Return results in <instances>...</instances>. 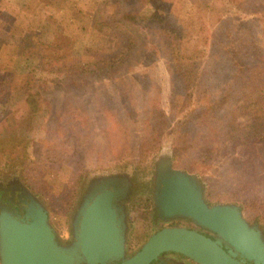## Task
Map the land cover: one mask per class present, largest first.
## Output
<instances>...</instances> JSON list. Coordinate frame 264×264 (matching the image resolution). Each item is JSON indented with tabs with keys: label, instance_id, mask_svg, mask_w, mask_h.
<instances>
[{
	"label": "rangeland",
	"instance_id": "rangeland-1",
	"mask_svg": "<svg viewBox=\"0 0 264 264\" xmlns=\"http://www.w3.org/2000/svg\"><path fill=\"white\" fill-rule=\"evenodd\" d=\"M85 1L86 9L92 0ZM98 1L97 14L101 15L106 0ZM58 2L31 0L26 5L24 0H10L13 9L24 7L28 12H42L41 18L52 12L57 17L60 23L44 22L41 28L38 39L43 43L40 47L43 53L68 55L67 63L74 65L115 55L123 47L122 37L108 38L90 23L83 29L77 23L68 25L72 9H66L60 16ZM164 2L183 26L188 43L205 51L203 65L207 72L203 83L208 86L207 95L205 90L197 92L181 111H172V94L179 79L171 70L173 65L163 41L146 28H134L138 47L130 68L110 76L84 74L64 80L57 72L35 71V60L19 59L16 61L19 71L0 76V123L7 116L22 118L26 113L23 101L8 102L18 85L38 76L52 79L49 85L55 88L51 91L44 84L41 86L52 103V112L33 132L37 147L45 144L42 151L50 158L44 165L15 166L7 165L0 153V178L9 173L19 174L47 202L55 219L60 220L78 182L91 170L130 168L144 172L153 167L164 150L172 154L175 167L201 176L208 200L241 205L247 220L256 219L264 225V143L257 150H250L241 137H220V130L210 127H215L212 122L198 125L191 134L183 132V122L198 104H207V96L222 100L226 90L231 97L223 101V112L230 115L235 110L238 121L241 120L238 111L245 91L238 92L243 74L240 68L243 64L245 69L252 68L264 59V16L248 10L256 9L251 0L246 2L247 9L234 8V3L221 5L227 15L220 22L217 11L204 17L193 0ZM263 3L257 1L261 10ZM2 17L5 22L1 25L12 28L13 18L7 13ZM74 17L81 23L85 19L78 9H74ZM63 27L68 34L63 33ZM8 32L1 28L0 37L4 38ZM68 42L72 44L65 49L55 46L65 47ZM86 47L90 50L85 51ZM92 49L99 51L90 52ZM85 55L88 57L84 58ZM73 78L76 86L69 84Z\"/></svg>",
	"mask_w": 264,
	"mask_h": 264
},
{
	"label": "trees",
	"instance_id": "trees-1",
	"mask_svg": "<svg viewBox=\"0 0 264 264\" xmlns=\"http://www.w3.org/2000/svg\"><path fill=\"white\" fill-rule=\"evenodd\" d=\"M58 1L60 5L57 7L59 8L57 13L60 16L64 14L66 9H72L67 20L68 25L77 23L78 27L83 29L88 27L90 23L91 27L108 38L122 37L124 41L118 40L122 42L123 47L115 55H107L95 60H85L79 64L69 65L66 61L69 59L68 55H48L40 50L43 43L38 38L43 23L59 22L54 13L51 12L49 16L41 18L42 12H28L24 7L11 8L10 10L15 16L14 23L4 39L0 37V40H3L2 45H0V76L7 72L19 71L16 61L22 60V58L26 59V62L35 60V71L57 72L60 73L59 76H63L64 80H67L68 77H78L84 74L114 75L129 67L133 56H136L138 47V37L134 32L136 27L155 32L165 45L167 56L173 65L171 70L179 79V85L176 86L172 94L173 112L181 111L195 93L205 90L204 93L207 95L208 86L203 83L207 72V68L203 65L206 56L205 51L188 43L183 26L167 9L164 0H106L105 9L101 15L97 14L98 0L89 2L86 9L85 0ZM257 1L251 0L256 9L248 10L252 14L264 16V3L261 10ZM261 1L264 2V0ZM246 2L247 0H193L195 8L204 17L217 11V21L219 22L227 15L226 10L221 5L234 3V8L247 9ZM5 8H7L6 3L0 0V15ZM74 9H78L85 15L82 23L75 19ZM63 28L65 29V27ZM63 33L68 34L66 29ZM69 44L72 43L68 42L65 47L58 44L55 46L59 49H65ZM86 49L88 48L86 47L85 51ZM97 51L99 49H92L90 52ZM87 57V55L84 56V58ZM245 67L246 65L243 64V67L240 68V72L243 74H240L238 84L240 86L238 92L245 91L242 97L244 98L242 107L238 111L241 120L238 121L235 110L231 111L230 115L223 112V104L231 97L230 94L225 93L226 90L222 100L217 101L215 98L207 96L205 98L207 104H198L193 113L187 116L189 118L183 122V132L191 134L196 131L198 125H210L209 123L212 122L215 127L212 125L210 127L220 130L218 131L220 137H241L250 147V150H257L258 146L264 143V59L257 61L252 68L245 69ZM50 81L52 79L38 76L30 82L18 85L12 91L8 102L23 101L27 110L22 118L7 116L0 123V153L6 159L7 165L27 166L36 163L44 165L50 158L45 156L42 151V147L46 148V145L37 147L38 143L33 137L34 130L52 112V103L41 90L43 84L50 91L54 89L55 87L49 85ZM69 84L76 86V79L70 80ZM182 102L183 104H181ZM161 119L162 117L160 122ZM116 123L122 125L120 121H116ZM121 133L126 134L124 131Z\"/></svg>",
	"mask_w": 264,
	"mask_h": 264
},
{
	"label": "water",
	"instance_id": "water-1",
	"mask_svg": "<svg viewBox=\"0 0 264 264\" xmlns=\"http://www.w3.org/2000/svg\"><path fill=\"white\" fill-rule=\"evenodd\" d=\"M197 184L195 175L172 169L170 162L165 167L160 165L155 201L161 217L192 218L228 244L198 230L167 227L153 233L132 257L124 259L122 239L115 233L116 196L102 193L89 196L78 211L77 218L82 220L76 247L61 246L48 223V212L37 195L30 192L33 204L26 209L27 222L22 226L14 221V225L6 224L10 215L0 213V264H79V259L87 264H108L122 258L121 264H150L164 252L179 253L198 264H245V258L264 264L262 232L249 224L242 206H209Z\"/></svg>",
	"mask_w": 264,
	"mask_h": 264
},
{
	"label": "flooded vegetation",
	"instance_id": "flooded-vegetation-1",
	"mask_svg": "<svg viewBox=\"0 0 264 264\" xmlns=\"http://www.w3.org/2000/svg\"><path fill=\"white\" fill-rule=\"evenodd\" d=\"M168 162L171 163L172 169H180L175 167L172 154L163 150L156 157L153 167L144 172L137 173L130 168L91 170L78 182L73 197L66 204L60 220L55 219L47 202L28 186L19 174L9 173L8 176L0 178V213L5 212V214L10 215L6 224L14 225V222H17V226H22L21 224L27 222L26 209L33 204V199L31 200L28 197L29 193H36L39 202L43 204V208L48 212V223L55 232L57 242L66 247H76L78 243L77 233L80 231L82 220V217L77 218L79 209L89 196L108 193V196L110 194L116 196L113 203V209L117 214L115 233L122 239L124 259L132 257L153 233L167 227H185L198 230L213 239H221L223 243L228 244L216 232L199 226L192 218L177 216L165 220L161 217L155 201L156 178L160 165L165 167ZM183 171L196 176L198 189L201 190L207 205L219 204L208 200L206 197V184L199 174L188 170ZM248 222L257 230L260 229L264 238V225H261L260 221L256 219L248 220ZM229 248H233V246L229 245ZM123 258L108 264H121ZM237 258L241 259V255H238ZM79 264L87 263L79 259ZM150 264L198 263L176 252H164ZM245 264H254V262L245 258Z\"/></svg>",
	"mask_w": 264,
	"mask_h": 264
},
{
	"label": "crops",
	"instance_id": "crops-1",
	"mask_svg": "<svg viewBox=\"0 0 264 264\" xmlns=\"http://www.w3.org/2000/svg\"><path fill=\"white\" fill-rule=\"evenodd\" d=\"M1 1H4V2L6 3V5H8V6L11 5L10 0H1ZM29 1H31V0H24V3L27 5ZM24 3H23L22 6H24ZM10 8H11V6L5 8V9L3 10V12H2V15H0V29L3 28V29L5 30V32H6V31H10L11 28H10V29H7V28H5L4 26L1 25V24H4V22H5V21H4L5 19H3V17H2V16L4 15V13L9 14V15L13 18V20H15V16H14V14L11 12ZM3 39H4V38H3ZM2 42H3V40H0V45H2Z\"/></svg>",
	"mask_w": 264,
	"mask_h": 264
}]
</instances>
